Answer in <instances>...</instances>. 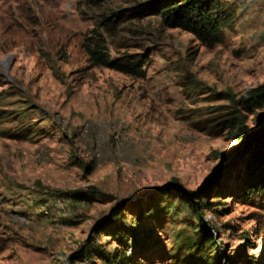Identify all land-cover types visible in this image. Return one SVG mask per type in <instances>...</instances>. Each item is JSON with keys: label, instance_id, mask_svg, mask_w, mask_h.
Segmentation results:
<instances>
[{"label": "rangeland", "instance_id": "1", "mask_svg": "<svg viewBox=\"0 0 264 264\" xmlns=\"http://www.w3.org/2000/svg\"><path fill=\"white\" fill-rule=\"evenodd\" d=\"M149 1L0 0V264H198L197 219L174 194L141 220L143 248L94 230L117 206L134 220L135 200L144 209L173 183L204 191L219 264H264L263 203L233 192L247 138L225 126L231 98L264 84V0H221L231 26L209 47L137 17ZM100 28L112 57L143 55L144 77L87 60ZM242 112L263 128L264 107Z\"/></svg>", "mask_w": 264, "mask_h": 264}, {"label": "trees", "instance_id": "2", "mask_svg": "<svg viewBox=\"0 0 264 264\" xmlns=\"http://www.w3.org/2000/svg\"><path fill=\"white\" fill-rule=\"evenodd\" d=\"M135 15L137 17L155 15L160 18L161 25L166 28H177L188 32L194 38L205 46H212L223 40V28L230 27L232 22V13L230 9L224 6L221 0H150L136 6ZM87 60L97 67L111 69L133 77H144L143 55L123 54L112 57L108 47L105 45L102 28L92 30V35L83 43ZM233 97V96H230ZM231 101L239 106V110L230 113V118L226 125L233 128V133L237 138H247V147L244 157L241 160V170L238 172L239 185L233 192L240 195L243 199L252 200V197L260 198L262 209L264 210V126L256 132H250L244 123V111H253L264 107V84L256 87L238 100L231 98ZM21 131V130H20ZM9 137H19L16 133ZM227 188L218 187L214 190V197H219ZM204 192V191H203ZM203 192H195L186 189L178 183L169 184L154 194L151 202L146 208L140 204V200H135L133 206H137L140 211L138 217L134 220L124 221L121 206L112 209L109 217L95 225V232H107L113 235L117 241L124 246H130L132 249L143 248V236L141 220L145 217L153 216V212H165V208L155 205L162 198H167L174 194L177 199L184 203L190 212L196 217V238L191 244L189 257L194 263L200 264H219L222 251L219 248V242L216 240L219 229L204 219V209L208 202H203ZM86 193L94 194L93 188L87 192L70 191L77 200L84 199ZM62 195V192H58ZM126 250V249H125ZM123 253V252H122ZM214 253V256L211 255ZM88 254V249L83 247L79 251V257ZM119 255L107 253L108 260H117ZM123 256V255H122ZM74 259V258H73ZM196 261V262H195ZM237 257H228L227 262L235 264ZM73 264V261L70 263Z\"/></svg>", "mask_w": 264, "mask_h": 264}]
</instances>
